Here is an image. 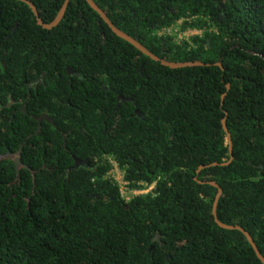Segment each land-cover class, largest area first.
Listing matches in <instances>:
<instances>
[{
  "label": "trees",
  "instance_id": "obj_1",
  "mask_svg": "<svg viewBox=\"0 0 264 264\" xmlns=\"http://www.w3.org/2000/svg\"><path fill=\"white\" fill-rule=\"evenodd\" d=\"M30 1L46 23L64 2ZM93 1L158 57L204 65H162L86 0H69L51 29L26 2L0 0V153L20 149L27 166L16 178L13 161L0 160V264H264L242 231L215 222L209 183L222 189L217 218L246 230L264 256V0ZM173 27L199 33L179 40L167 32ZM60 41L90 73L133 89L144 118L126 117L134 106L122 102L106 121L93 90L69 118L42 120L38 131L31 115L45 106L54 114L45 97L11 115L5 104L18 97L22 71L35 70L38 51L49 71ZM74 158L88 165L73 168ZM114 163L127 189L152 188L126 198L109 174Z\"/></svg>",
  "mask_w": 264,
  "mask_h": 264
},
{
  "label": "flooded vegetation",
  "instance_id": "obj_2",
  "mask_svg": "<svg viewBox=\"0 0 264 264\" xmlns=\"http://www.w3.org/2000/svg\"><path fill=\"white\" fill-rule=\"evenodd\" d=\"M67 5L65 7L61 19L65 14ZM77 5H80V3L78 2ZM62 6L60 7V9L62 8ZM60 9L58 10L57 14L59 13ZM61 19L59 20V22L61 21ZM101 19L103 20L102 17ZM82 22L88 23L89 18L83 17ZM97 23L99 24L100 20H97ZM84 29L86 30V28ZM68 36L73 37V34L70 32L68 33L57 32L54 34V37L61 39H66ZM85 37H88V35H85ZM56 46L57 49L53 51V55L50 56L49 58L50 61L48 64L50 68L49 71H46L43 68L45 63L44 61H46V58L45 56L42 55L40 51H38L35 54V60L37 63V65L35 66V70L29 71L28 69L25 68V70L22 71L21 77L19 78V82H18L20 87L18 91V97L13 98L11 95H8V102L5 104L7 108H11L12 110L11 115H13L16 110H19L24 115H27V104L28 103L38 104L42 102L41 96L45 97L48 100V102L54 103L55 105L54 107L55 109H53L54 114L52 112L50 113V109L45 106V108L37 116L31 115L38 122V126H37L38 127L37 131H38L40 121L42 120H50L53 122L54 119L57 117L59 118L61 117V119L69 118L68 114L74 113L77 109L76 107L81 108V106H83L84 103L87 102V100L90 98L92 93L91 91L93 90V92L94 93L97 92L102 99L101 101L102 103L100 104L102 106V111L104 112V119L106 121H108L113 117V114L116 112L119 104L122 102H130L134 106L133 112H130V109L127 106L123 110L126 112L125 114L126 117L136 116L139 117L140 119L144 118V115L147 113V111L145 109H139L138 107H136V101L133 99V89L129 88L128 86L125 87L112 86L111 81H107V77H106L107 72L101 73L100 75L97 73H90V71H88V68L86 66L80 64V58H81L80 56L74 58V55L72 53L73 44L68 45V44H64L63 41L62 42L60 41L57 42ZM86 56L87 54L83 52L82 60L85 59L84 57ZM24 59L25 60L27 59L26 55L24 56ZM117 68L127 70V67H123V65L117 66ZM135 69L140 72L142 67L136 66L134 67V70ZM91 79L95 80L94 82L98 84V88L95 87L96 86L95 83L93 82L91 83ZM106 103H108V106L106 105ZM66 107H68V109ZM71 117L73 116L71 115ZM106 121H104L105 127H106ZM80 130L84 132L82 128H80ZM69 131L70 130H68L67 132L65 131L61 132L63 135V140L66 138ZM21 145L22 144H20V146ZM18 151L20 152V149L11 151L10 149L7 148L5 149L4 153L6 152L16 153ZM15 156L18 155L15 154ZM85 160L88 161V159ZM85 160H81L82 162L78 163V167L87 166L88 163L84 162Z\"/></svg>",
  "mask_w": 264,
  "mask_h": 264
},
{
  "label": "water",
  "instance_id": "obj_3",
  "mask_svg": "<svg viewBox=\"0 0 264 264\" xmlns=\"http://www.w3.org/2000/svg\"><path fill=\"white\" fill-rule=\"evenodd\" d=\"M21 1L26 2L30 6V8L32 9L34 15L36 16V21H37V23L39 25H41L43 28L50 29L53 26H55L59 22V20L61 19L62 15L64 13V10H65V7H66V5H67L69 0H65L64 1V4H63L62 8L60 9L59 13L49 23H45V22H43L41 20V18L38 16V12H37V9H36L35 5L30 0H21ZM86 1L100 15V17L103 18V20L107 23V25L110 27V29L117 36H119L122 39L128 41L129 43L134 45L137 49H139L142 53L148 55L149 57H151L152 59H154L156 61H159L162 65L168 66L170 68H182V67H187V66L204 65V63L201 60H199V59L180 62V61H168V60H165V59H162V58L158 57L157 55H155L154 53L149 51L144 45H142L135 37L130 36L126 32H124L121 29H119L117 26H115L112 23V21L107 17L105 12L93 0H86ZM251 53H255V52L252 51ZM220 62H221V58L219 59L217 64L220 65ZM227 88H229V84H227ZM224 96H225V94L222 95V98H221L222 100L224 99ZM117 104H118V102H117ZM222 125H223V128H224L225 132H226V140H227L228 148H229V152H230V159L227 162L222 163V164H227L233 159V156L231 155L232 154V143H231L230 133L228 132L226 124H225V118L222 119ZM39 128H40V125H39ZM15 154H17L18 156H15ZM19 154H20L19 151L16 152V153L6 152V153H1L0 154V160L1 159H11L13 161L14 168L16 170V178H18V176H19L20 167H22V166L23 167H27L26 165H24L22 163V161H21V159L19 157ZM79 162H82V161L80 159H78V158H74L73 168H78V163ZM84 162L88 163L87 160H85ZM216 164H218V163L217 162H213V163H211L209 165H216ZM204 167H206V165H201L198 168V172H199L200 169H202ZM209 183L217 187V192H216V195H215V198H214V202H213V207H212V213H213V217H214L215 222L221 228H224V229H238V230L242 231L243 234L248 239V241L250 242V244L252 245L257 257L264 263V256L260 253V251L258 250L253 238L250 236V234L246 230H244L239 225H228V224H225V223L221 222L217 218L216 206H217L218 199H219V197H220V195L222 193V189L215 181H209Z\"/></svg>",
  "mask_w": 264,
  "mask_h": 264
},
{
  "label": "rangeland",
  "instance_id": "obj_4",
  "mask_svg": "<svg viewBox=\"0 0 264 264\" xmlns=\"http://www.w3.org/2000/svg\"><path fill=\"white\" fill-rule=\"evenodd\" d=\"M195 33H199V31L198 30H186V31L181 32L178 27H173V29L170 30V35H172L173 37H175V38H177L179 40L182 39V38L189 37L190 35L195 34ZM119 176H120V174H119ZM119 176H118V179L120 180L121 178ZM120 181H122V180H120ZM148 189L149 188L143 189L142 192H140V191L134 192L132 190L127 189L126 187H122L121 188V192L126 197V196H130L131 194H134V193L146 192Z\"/></svg>",
  "mask_w": 264,
  "mask_h": 264
},
{
  "label": "built area",
  "instance_id": "obj_5",
  "mask_svg": "<svg viewBox=\"0 0 264 264\" xmlns=\"http://www.w3.org/2000/svg\"><path fill=\"white\" fill-rule=\"evenodd\" d=\"M173 28H169V29H167V32L168 33H170V30H172ZM109 174H110V176H112L120 185H121V188L122 187H125V185H126V183H125V181L122 179V174L120 173V171H119V169H118V167H117V165L114 163L113 164V167L111 168V170L109 171ZM119 174H120V176H119ZM118 176L121 178L120 180H122V181H120L119 179H118ZM120 188V189H121ZM147 188H149L148 190H150L151 188H152V185H150V186H148ZM147 188H145V189H147ZM147 190V191H148ZM132 191H134V192H136V191H140V192H142L143 191V189H141V190H132ZM146 191V192H147ZM122 193V192H121ZM123 194V193H122ZM134 194H137V193H134ZM129 196H126V198H128Z\"/></svg>",
  "mask_w": 264,
  "mask_h": 264
}]
</instances>
